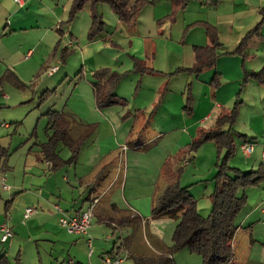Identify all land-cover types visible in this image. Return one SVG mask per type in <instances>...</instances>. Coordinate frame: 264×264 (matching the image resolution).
<instances>
[{
    "label": "crops",
    "instance_id": "1",
    "mask_svg": "<svg viewBox=\"0 0 264 264\" xmlns=\"http://www.w3.org/2000/svg\"><path fill=\"white\" fill-rule=\"evenodd\" d=\"M163 1L169 2L164 6L168 8V12L172 11L171 0ZM190 5L192 8H189ZM263 5L264 0H188L187 7L180 9L182 12L175 23L163 31L172 38L174 28H178L180 35L176 38V44L183 45L186 49L184 53L181 52V56L165 55L166 62L186 63L184 65L188 68L191 61L192 65L194 64V47L211 45L201 26L194 37L189 33L196 27L190 30L185 28L198 22L210 24L217 30L222 44L219 50L237 49L245 35L260 22V9ZM28 6L31 8L24 11ZM39 6L40 3L35 4L34 0L19 2L0 0V11L9 18V29L14 32L39 29L38 22L37 25L25 24V18L38 15L36 7ZM147 6L140 12L136 23L129 26L133 28L132 30H136ZM46 8L49 9L48 6ZM158 17L159 14L154 16V19L159 21ZM117 22L124 25L118 19ZM106 27L105 23V31ZM263 30L264 25L261 33ZM111 34L112 32H107L102 39L109 38ZM261 43L262 39L254 37L247 48H251V44L257 47ZM140 49V53L136 52L133 55L132 62L128 61L126 70L132 69L133 73L124 84L128 86L129 82V87L133 82L136 84L135 87L132 86L130 94H126V97H130V102L124 104L122 108L113 106L95 109L99 116L97 121L85 120L82 123L83 120L76 118L77 114H73L76 117L66 116L72 122L67 120L69 136L74 141L84 139L74 163L64 164L54 170L35 144L17 149L13 148L12 138L5 141L6 139L2 140L0 137V149L3 150V153H0V226L6 224L13 234L5 242L0 240L2 244L0 255H5L9 262L12 260L15 264L18 257L20 264H102V259L109 256L112 259H121V264H135V258L148 255L170 257L167 244L170 241L172 243L179 212L173 211L157 219L151 216L155 195L161 185L162 165L169 156L189 145L200 130L218 125L220 117L229 109L228 100L237 92L241 77L240 63L234 56L220 57L212 69L204 70L198 75L185 73L183 82L188 88L190 108L188 116L181 113L179 123H175L178 121L173 119L175 118L173 115L170 118L169 114H163L169 112L167 105L168 102H172V98L159 99L155 90L162 85L168 86L169 77L152 83L149 79L151 77H147L150 72H138L135 63L150 69L146 63L155 53L154 48H150L148 52L143 45ZM30 52L31 50L26 52L25 60ZM245 63L244 59L243 69H247ZM263 64L264 62L261 65ZM217 73L220 76V83L222 80L226 82L214 90L209 82L210 77ZM140 82L143 86H140ZM117 88L115 92L122 98L123 92ZM91 89L92 96L84 100V103L94 109L96 104L92 86ZM168 91H171V88ZM147 92H152L151 98ZM178 100L182 101L179 97ZM150 111H153L149 117L151 123L147 117ZM157 119L162 122L154 123ZM143 122L144 126L141 127ZM153 125L158 127L154 130L156 132L152 136H145L148 128L155 127ZM1 127L10 128L7 124H2ZM174 132H179L180 136L172 148L165 145L160 148L155 146L166 135ZM132 141H136L135 145L130 144ZM243 144H250L253 147L249 155H244L250 160L251 169L254 170L256 165L263 169L264 139L255 146L256 142H250L246 137L242 138L240 150ZM59 145L67 150L68 148L60 143L57 145L59 157L68 160L70 155L66 158L61 157ZM184 176L180 177V186L187 187L192 195L190 188L194 184L191 182L183 184ZM212 188L213 185L210 184L209 193H212ZM55 206L61 208L67 216L81 214L91 209L92 217L87 234H69L60 225V215L56 212ZM263 206L264 203L256 208H250L245 218L239 224H235L237 228L232 239L234 258L229 264H237L235 252L239 247L238 239H241L240 245L249 251L241 257L242 261L246 259L245 264H264V248L259 244L262 240L254 237L253 222H250L256 221L255 219L259 217L258 211L255 210H260L258 214L264 216ZM27 208H34L35 213L24 220L23 213ZM197 210L203 216L201 210L198 208ZM169 237L171 240H168ZM145 239L149 244L147 249L143 250L140 241ZM146 250L149 254H146ZM189 253L181 255V261L185 259L199 264L193 257L194 254ZM172 259L176 264L174 255ZM177 263L180 264L178 260Z\"/></svg>",
    "mask_w": 264,
    "mask_h": 264
},
{
    "label": "rangeland",
    "instance_id": "2",
    "mask_svg": "<svg viewBox=\"0 0 264 264\" xmlns=\"http://www.w3.org/2000/svg\"><path fill=\"white\" fill-rule=\"evenodd\" d=\"M34 1L35 4L39 2L41 5L36 7L38 15L25 18V24L34 23L37 25L38 22L39 29L11 31L8 26L9 18L0 11V127L2 124H7L10 127L9 129L0 128L2 140L6 139L5 141H7L12 138L13 148L17 149L28 148L34 144V146L39 147L41 143L47 140L49 135L47 117L45 116L47 110H54L64 114L65 119L68 121L70 119L67 117H76L73 114H77L76 118L83 120L82 123L85 120H90L89 122L99 120V116L95 112L96 106L92 109L88 104L84 103L88 97L92 96L91 80L92 74L96 70L108 69L110 72L118 74L120 81L117 85V90L120 88L121 92H123L122 98L125 104L130 102V97H126V94H130L131 89L136 84L132 83V80H130L132 83L130 87L129 82L128 86L124 84L125 81L130 79L131 73H133L132 69H130L131 71L126 70L128 61L132 62L133 55L136 52L140 53L142 45L148 52L150 48H154L155 52L151 55L152 59L146 63V66L154 71L147 74V77H151L149 78L151 79L150 81L155 83L154 81H162L165 77H169L170 80L168 86L162 85L161 88H155L159 99L162 97L172 98V102H168L167 105L169 112L163 114H169L170 118L173 115L175 118H172L178 121L175 123H179L181 113L188 116L187 107L190 105L191 100H188V88L187 85L185 87L183 82L186 76L185 73L188 74V72L182 69L190 68L192 61L188 68L184 65L186 63L166 62L165 55L177 57L180 54L179 56H181V52L184 53L186 48L183 45L176 44V38L180 35L178 28H174L172 38L163 32L167 29V26L175 23L182 10L187 7L188 0H185L183 9L179 10L172 20L170 19L171 11L168 12V8L164 6L169 2L151 0L153 2L146 7L135 31L127 25L118 24L117 17L110 6L100 3L95 6V12L100 16L104 24L106 23L107 27L106 31L104 29L93 40H90L88 36L92 23V6L90 3H86L69 20L73 0ZM47 6L49 9L46 8ZM30 8L28 6L24 11ZM189 8H192V6L190 5ZM158 14L160 17L159 21L154 19V16L156 17ZM263 25L264 23L260 27V33ZM16 26L19 27V24L16 23ZM193 27L196 28L189 33L190 36L193 35L192 37L196 36V33L200 31L198 28L200 25L194 23L189 25L188 28L187 26L185 27L188 30ZM46 28L48 31H45ZM109 31L112 32L110 37L102 39ZM261 36L262 43L257 47L251 44V48L246 49L243 57L236 53L237 49L235 48L232 51H228V48L218 51L219 54H222L220 57L234 56L239 59L240 63L241 77L238 89L234 97L228 100L229 110L240 100V104L237 105V115L232 130L235 150L226 163L230 169H237L240 172H249L252 169L249 164L250 160L240 150L242 138L238 135H246L250 142H256L255 146L264 139V86L253 77L246 78L242 68L244 59L247 68L245 70L248 72H258L264 66V64L261 65L264 62V30ZM28 50H31V52L25 60L24 57ZM54 66H57L59 70L54 75L49 76L48 71ZM250 68H253L252 71H249ZM78 73L80 74L77 75ZM210 79H212V76ZM225 82L222 80L220 84ZM120 83L122 84L119 86ZM142 84L140 82V86H143ZM170 88L171 91H168ZM45 91L49 92L43 100H40V95ZM147 95L151 98L152 92H147ZM178 97L182 101L178 100ZM219 98H221L220 95ZM115 107L122 108V105H115ZM218 111L221 112V110ZM152 113L153 111L147 113V117L150 119L149 123H151V118L149 117H151ZM161 122L157 119L154 123ZM70 123L72 122L70 121ZM143 126L144 122L141 127ZM215 126L203 129H213ZM153 127L148 128L145 136H152L156 132L154 130H157V125H153ZM179 136V132L168 134L160 140V143L158 141L155 146L160 148L165 145L167 148H172ZM58 148L62 158L69 157V151L65 147L59 145ZM225 152L223 150L218 155L215 144L206 142L196 152L188 153L184 157L183 164H181L180 177L185 175L183 184H190V182L194 184L190 188V192L196 200L197 208L201 210L204 217H207L211 210L210 195L215 189L214 176L218 171L217 164L220 165ZM259 167L261 166L256 165L254 170H258ZM229 173L234 176L232 170ZM210 184L213 185L212 193H209ZM181 186L183 187L184 185ZM241 195L245 196V201L236 215L235 224H239L245 218L250 208H256L264 203V179L256 185H250L239 190L238 196ZM255 211H258L257 215L259 217L255 219L256 221L251 220L250 222H253L254 237L257 236L259 240L263 241L264 216L259 215L260 210ZM168 240H171V237ZM140 243L143 250L147 249V244H149L147 239L141 240ZM238 243L239 247H237L236 252L234 251L236 263L245 264L246 259L242 261L241 257L242 254L245 255L249 251L240 245L241 239H238ZM169 244H167L168 249L172 246L171 241ZM1 246L2 244H0ZM148 252L146 250V254H149ZM187 253L189 252L185 250L173 253L175 263L178 264V260L180 264H194V261L189 262L185 259L181 261V255H188ZM145 257L152 256L148 255ZM193 257L201 264L199 255L194 254ZM9 264H14V262L10 260Z\"/></svg>",
    "mask_w": 264,
    "mask_h": 264
},
{
    "label": "trees",
    "instance_id": "3",
    "mask_svg": "<svg viewBox=\"0 0 264 264\" xmlns=\"http://www.w3.org/2000/svg\"><path fill=\"white\" fill-rule=\"evenodd\" d=\"M152 2L151 0H73L69 20L86 3H90L92 6V23L88 36L90 40H93L105 29L103 20L95 12L96 5L100 3L109 5L120 23L131 26L136 23L142 9ZM171 2L173 8L170 19L172 20L175 14L183 9L185 0H171ZM260 17V22L245 35L237 48L236 53L241 57L244 56L249 42L254 37L262 39L260 27L264 23V5L260 9ZM198 24L205 30L211 45L194 47V64L191 68L182 69L195 75L201 74L204 70L212 69L222 55L218 53L222 44L217 30L207 23L198 22ZM134 66L140 73L154 72L152 69L144 68L140 63H135ZM244 73L246 78L253 77L264 86V66L258 72H248L244 69ZM219 77L218 74H215L211 79L210 86L214 90L220 85ZM119 81V75L110 72L108 69L93 72L91 86L97 109L101 110L115 105L124 106V100L115 92ZM48 92H43L40 95V100H43ZM188 100L190 101V97ZM238 104H240V100L236 102L233 108L225 110L215 129L200 130L197 137L189 145L180 149L176 154L169 156L162 165L161 185L155 195L151 216L157 219L173 211L175 213L179 212L172 237V246L169 250L170 257H140L134 259L135 264H174L172 254L179 250H187L190 253L199 255L202 264H229L233 260L232 239L237 228L234 221L245 201V196H238V192L250 185H256L264 179L262 168L240 172L237 169H230L226 165L227 160L234 154L235 150L232 130ZM187 108L189 112L190 107ZM45 116L47 117L49 135L47 140L39 145L40 154L51 163L54 170L64 164L74 163L84 139L74 141L69 136V124L64 114L50 110ZM238 136L243 139L246 137L244 135ZM206 142L215 144L218 155L223 150L226 152L220 165L217 164L218 171L214 176L215 189L210 195V213L207 217H203L199 214L196 200L189 193L187 187L180 186V175L182 171L181 164L185 160L184 157L190 152H196ZM59 143L68 148L70 152L68 160L59 157L57 152ZM135 143L136 141H132L130 144L135 145ZM0 153H3L2 149H0ZM230 170L234 172V176L230 175ZM260 245L264 248V240L260 242ZM0 264H9L5 255H0ZM15 264H20L18 257L15 259Z\"/></svg>",
    "mask_w": 264,
    "mask_h": 264
},
{
    "label": "built area",
    "instance_id": "4",
    "mask_svg": "<svg viewBox=\"0 0 264 264\" xmlns=\"http://www.w3.org/2000/svg\"><path fill=\"white\" fill-rule=\"evenodd\" d=\"M19 2L20 0H15ZM57 67H52L49 69L48 74L52 75L57 71ZM241 150L244 155H249L253 147L250 144H243L241 146ZM262 158L264 159V150L262 152ZM96 202V200H95ZM56 212L60 215L59 223L60 225L69 233V234H74V235H86L87 230L90 226V219L92 217L91 209L86 210L83 213H76L75 215L72 216H67L64 211L59 208L58 206H55ZM263 212H264V206H263ZM35 213L34 208H27L25 209L23 213V219L26 220L28 219L31 215ZM0 233H1V238L0 240L2 242H5L8 238L12 237V231L11 229L6 225L2 224L0 226ZM102 264H121V259H112L109 256H105L102 259Z\"/></svg>",
    "mask_w": 264,
    "mask_h": 264
}]
</instances>
